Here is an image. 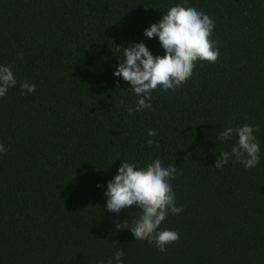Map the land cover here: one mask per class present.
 Wrapping results in <instances>:
<instances>
[{"label":"trees","instance_id":"16d2710c","mask_svg":"<svg viewBox=\"0 0 264 264\" xmlns=\"http://www.w3.org/2000/svg\"><path fill=\"white\" fill-rule=\"evenodd\" d=\"M176 4L214 20L219 57L129 114L140 97L113 74L123 48L163 56L144 29ZM0 65L17 79L0 97V264H107L117 249L123 264H264V0H0ZM244 124L259 126L258 165L217 169L237 142L219 133ZM155 159L176 165L183 206L160 226L180 234L165 253L134 239L136 206L106 209L120 164Z\"/></svg>","mask_w":264,"mask_h":264},{"label":"clouds","instance_id":"9594fccd","mask_svg":"<svg viewBox=\"0 0 264 264\" xmlns=\"http://www.w3.org/2000/svg\"><path fill=\"white\" fill-rule=\"evenodd\" d=\"M214 27V20L204 12L195 7L176 4L158 22L144 29L146 37L159 38L164 49L163 56L153 55L143 41L123 48V60L116 66L113 74L126 81L134 94L140 97L134 108L127 109L129 114L152 109L153 90L175 91L179 88L192 77L197 61L213 64L217 61L219 48L211 39ZM16 85L17 79L12 66L0 65V97L5 96L9 88ZM20 88L22 94L33 93L36 85L23 81ZM120 104L123 106L125 101L121 99ZM258 131L259 126L249 124L222 130L219 140L227 141L235 135L237 142L230 152H220L214 162L215 167L222 169L229 160L243 164L246 169L256 167L260 161V145L254 133ZM157 134L153 129L148 130L149 137ZM153 143L152 139L147 140L149 146ZM6 151L5 146L0 144V153ZM176 172L174 163L165 167L160 159L153 160L143 168L123 161L117 174L107 182L105 192L107 211L118 215L122 210L133 206L140 210L141 215L128 229L135 240L154 244L162 253L167 251L169 244L180 238L178 231L160 228L169 214L178 215L183 211V206L176 205L175 192L170 183L175 179ZM123 255V250L117 249L107 264H113V260L115 264H123ZM98 264L105 262L99 261Z\"/></svg>","mask_w":264,"mask_h":264}]
</instances>
